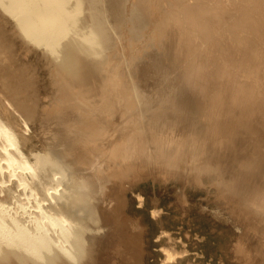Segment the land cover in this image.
<instances>
[{
	"label": "bare ground",
	"instance_id": "bare-ground-1",
	"mask_svg": "<svg viewBox=\"0 0 264 264\" xmlns=\"http://www.w3.org/2000/svg\"><path fill=\"white\" fill-rule=\"evenodd\" d=\"M0 8L25 42L44 48L54 86L40 108L27 69L0 52V264H92L102 250L103 264H131L139 244L142 261L125 171L215 187L240 226L237 245L248 243L237 259L264 264V0ZM35 122L41 147L28 133ZM116 133L124 142L107 158ZM98 135L109 141L93 144Z\"/></svg>",
	"mask_w": 264,
	"mask_h": 264
},
{
	"label": "rangeland",
	"instance_id": "rangeland-1",
	"mask_svg": "<svg viewBox=\"0 0 264 264\" xmlns=\"http://www.w3.org/2000/svg\"><path fill=\"white\" fill-rule=\"evenodd\" d=\"M0 38V52L10 55L16 70L27 69L26 76L32 80L37 90V93H34L35 101L40 102V108L47 106L50 103L49 96L54 93V86L50 69L43 57L44 48L25 42L17 33L16 20L2 8H0ZM9 59L3 60L8 63ZM164 64L171 67L170 63L168 65L164 61ZM175 76L176 72L170 69L167 82L174 80ZM165 84L166 82H160L154 88L158 91ZM34 88L23 91L32 96ZM29 127V136H32L36 146L41 147L38 123L35 122V125L31 124ZM114 135L116 138L120 137L119 133L112 134ZM124 139L125 137H122L110 141L107 158H112L115 152L121 150L119 143L123 144ZM101 140L107 142L109 136L98 135L93 144ZM94 164L97 165L98 162ZM126 170L128 171V168ZM93 171L92 167L91 172ZM124 173V176H128L127 187H134L126 192V215L137 219L139 224L138 228L130 229L129 235L135 240L142 238L143 247L142 261L137 263L139 244L135 253L136 261L129 259L131 264H252L247 260L237 259L241 256L237 254L238 248L242 247L243 251L239 252L242 255L249 252L245 244L247 241L242 239L245 242L241 241L240 245H237L241 234L240 226L235 223L231 213H227L228 209L221 199L216 202L218 199L213 197L217 192L215 187L209 188V184L205 187H181L178 181L163 179L159 175L152 178L148 173L140 175L126 171ZM118 176L114 175L111 179L115 182ZM165 250L180 253V256L177 260H167ZM103 252L104 250L98 251L92 264H103L101 261ZM112 252L113 250H108L106 254L111 255Z\"/></svg>",
	"mask_w": 264,
	"mask_h": 264
}]
</instances>
